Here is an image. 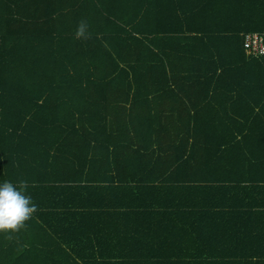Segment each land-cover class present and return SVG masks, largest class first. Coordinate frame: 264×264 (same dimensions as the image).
Listing matches in <instances>:
<instances>
[{
	"label": "trees",
	"instance_id": "16d2710c",
	"mask_svg": "<svg viewBox=\"0 0 264 264\" xmlns=\"http://www.w3.org/2000/svg\"><path fill=\"white\" fill-rule=\"evenodd\" d=\"M250 33L264 0H0V184L38 205L0 264H264Z\"/></svg>",
	"mask_w": 264,
	"mask_h": 264
},
{
	"label": "clouds",
	"instance_id": "9594fccd",
	"mask_svg": "<svg viewBox=\"0 0 264 264\" xmlns=\"http://www.w3.org/2000/svg\"><path fill=\"white\" fill-rule=\"evenodd\" d=\"M75 38H91L88 22L81 19L75 31ZM29 183L21 180L17 184L5 181L0 184V235L12 241L16 235L27 227V222L38 211V205L28 192Z\"/></svg>",
	"mask_w": 264,
	"mask_h": 264
},
{
	"label": "crops",
	"instance_id": "0c3cea01",
	"mask_svg": "<svg viewBox=\"0 0 264 264\" xmlns=\"http://www.w3.org/2000/svg\"><path fill=\"white\" fill-rule=\"evenodd\" d=\"M258 80L259 82H263L264 83V71H262V73L260 74V76L258 77ZM254 101L255 102H260L261 105H262V102L264 103V93H261L259 94V96L257 95L256 98H254ZM264 114V111L262 112ZM190 226L193 225V223H190L189 224ZM140 230L142 233H145L146 234V231L148 230V227H145V226H140L138 227L136 230ZM241 229H248L250 232H252L251 234H244L246 239L248 241L250 240H258V241H264V221L263 222H254V223H247V226L244 227V228H241ZM167 233L165 234H162V237L161 238H158L157 240H166L168 242H170L168 240L167 237H165ZM241 236H243L242 234H240ZM143 236V234L141 235ZM169 238L170 240H172V245H169V246H164L163 248H167L163 254H165L166 257H170V259H167L169 261H180V260H184L186 257L182 256L181 252H180V248L183 247V244H182V239L178 238V237H172L169 235ZM186 240L188 241L189 240V246L191 247L192 243L194 241V238L193 237H189V238H186ZM193 240V241H191ZM174 244V245H173ZM180 247V248H179ZM190 260V259H189Z\"/></svg>",
	"mask_w": 264,
	"mask_h": 264
},
{
	"label": "built area",
	"instance_id": "2783aa9c",
	"mask_svg": "<svg viewBox=\"0 0 264 264\" xmlns=\"http://www.w3.org/2000/svg\"><path fill=\"white\" fill-rule=\"evenodd\" d=\"M246 53L251 58L264 56V34L250 33L245 39Z\"/></svg>",
	"mask_w": 264,
	"mask_h": 264
}]
</instances>
